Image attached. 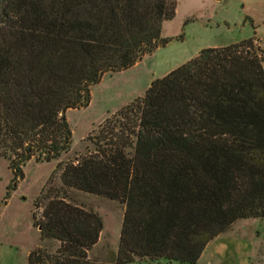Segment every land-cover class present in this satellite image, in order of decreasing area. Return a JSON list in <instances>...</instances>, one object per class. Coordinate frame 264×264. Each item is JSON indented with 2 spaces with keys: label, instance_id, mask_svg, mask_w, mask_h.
Wrapping results in <instances>:
<instances>
[{
  "label": "trees",
  "instance_id": "16d2710c",
  "mask_svg": "<svg viewBox=\"0 0 264 264\" xmlns=\"http://www.w3.org/2000/svg\"><path fill=\"white\" fill-rule=\"evenodd\" d=\"M175 0H0V157L23 180L31 160L70 148L65 114L88 107L107 73L133 68L170 40ZM122 125L68 163L62 186L124 206L113 264H196L239 220L264 218V51L249 38L154 80L120 111ZM34 207L39 208L36 202ZM40 239L28 264H90L98 214L48 199L32 216Z\"/></svg>",
  "mask_w": 264,
  "mask_h": 264
},
{
  "label": "rangeland",
  "instance_id": "374dc122",
  "mask_svg": "<svg viewBox=\"0 0 264 264\" xmlns=\"http://www.w3.org/2000/svg\"><path fill=\"white\" fill-rule=\"evenodd\" d=\"M175 1V16L164 22L161 30V39L170 41L143 57L133 68L105 74L91 89L88 107L66 112L72 132L67 153L48 163L28 162L21 168L23 180L18 181L15 190L8 189L13 173L8 169V162L0 157V264H28V255L36 248L52 256L56 254L60 244L53 240L41 241L40 229L33 226L32 219L34 214L39 220L48 199L55 197H65L71 205L99 215L103 231L98 244L88 252V260L90 264H113L112 254L117 252L124 206L65 189L61 174L66 164L76 163L94 151V143L102 132L122 125L120 111L142 98L154 80L194 58L202 49L253 38L256 46L264 51V0ZM36 202L40 206L37 209ZM231 229L235 236L256 242L264 249V218L239 220ZM156 264L180 263L161 260Z\"/></svg>",
  "mask_w": 264,
  "mask_h": 264
},
{
  "label": "crops",
  "instance_id": "0c3cea01",
  "mask_svg": "<svg viewBox=\"0 0 264 264\" xmlns=\"http://www.w3.org/2000/svg\"><path fill=\"white\" fill-rule=\"evenodd\" d=\"M264 249L258 243L249 242V239L235 236L230 231L219 235L210 242L196 264L202 262L217 264H264Z\"/></svg>",
  "mask_w": 264,
  "mask_h": 264
}]
</instances>
